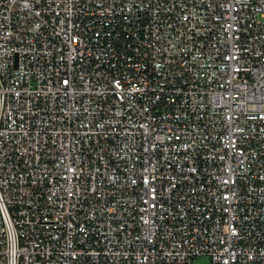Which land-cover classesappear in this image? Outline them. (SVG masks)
Segmentation results:
<instances>
[{"label":"built area","instance_id":"1","mask_svg":"<svg viewBox=\"0 0 264 264\" xmlns=\"http://www.w3.org/2000/svg\"><path fill=\"white\" fill-rule=\"evenodd\" d=\"M264 264V0H0V264Z\"/></svg>","mask_w":264,"mask_h":264},{"label":"rangeland","instance_id":"2","mask_svg":"<svg viewBox=\"0 0 264 264\" xmlns=\"http://www.w3.org/2000/svg\"><path fill=\"white\" fill-rule=\"evenodd\" d=\"M192 264H211V257L208 255H200L192 260Z\"/></svg>","mask_w":264,"mask_h":264}]
</instances>
